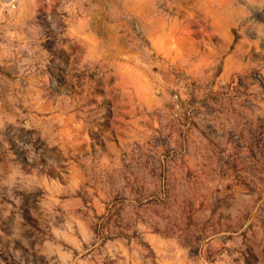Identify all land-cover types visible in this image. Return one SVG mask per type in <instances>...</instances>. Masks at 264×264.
Segmentation results:
<instances>
[{
    "label": "clouds",
    "instance_id": "1",
    "mask_svg": "<svg viewBox=\"0 0 264 264\" xmlns=\"http://www.w3.org/2000/svg\"><path fill=\"white\" fill-rule=\"evenodd\" d=\"M0 264H264V0H0Z\"/></svg>",
    "mask_w": 264,
    "mask_h": 264
}]
</instances>
